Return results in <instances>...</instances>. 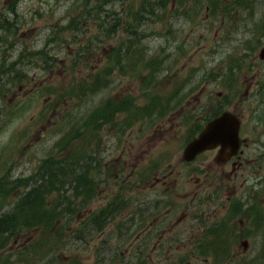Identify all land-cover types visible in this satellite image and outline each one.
I'll return each instance as SVG.
<instances>
[{
	"label": "rangeland",
	"instance_id": "374dc122",
	"mask_svg": "<svg viewBox=\"0 0 264 264\" xmlns=\"http://www.w3.org/2000/svg\"><path fill=\"white\" fill-rule=\"evenodd\" d=\"M7 21L16 24L12 36L2 32ZM263 46L264 0H0V180L18 182L20 193L48 182L52 171L48 174L45 163L54 160L64 167L76 147L64 150L61 136L75 124L84 125L99 109L103 116L113 112L106 122L110 125L97 137L105 145L102 154L91 155L86 147L96 168L89 172L95 195L90 208L75 216L70 229L63 214L51 223L54 233L67 227L65 248L58 252L46 235L42 251L31 256L21 245L28 238L14 241L12 236L0 250V264H139L140 256L145 264H253L245 259L264 252V224L255 227L257 238L246 249L241 243L247 240H240V215L219 235L221 242L202 233L206 225L226 218L227 201L240 196L238 184L228 176L222 180L223 164L215 163L214 153L205 152L184 167L181 163L186 162L187 143L223 111L246 123L247 145L264 133ZM44 60H51V69H45ZM18 72L26 78L35 75V87L26 80L19 91ZM95 75L106 76L108 85L93 91ZM74 91L85 95L77 99ZM151 98L162 113L155 109L150 119L141 120L133 106ZM76 103L81 105L75 108ZM132 117L137 140L129 144L123 138L116 149L113 134L124 130L123 120L131 122ZM90 130L81 140L84 145L94 134ZM262 140L256 155L264 157V136ZM148 166L160 173H151L148 186L140 177V185L129 173ZM170 169L174 173L167 174ZM120 170L129 175L124 186L119 184L124 177L114 176ZM70 171L72 179L57 183L63 175L55 170V190H42L47 219L53 212L49 203L90 194L88 188L76 189L75 168ZM4 190L0 186V194ZM213 192H218L217 200ZM22 197L2 204L0 216L12 212ZM259 200L264 202V195ZM112 204L119 213L97 232L87 214ZM176 205L181 211L192 209L190 215L170 214ZM32 206L20 209V215L39 212L37 202ZM258 209L264 216V205ZM151 214L159 220L156 230L165 231L146 246L143 236L155 225L148 220ZM138 222L142 226L135 231L132 226ZM77 229L85 232L84 241L73 237ZM197 234L194 248L181 247ZM206 243L212 248L204 249ZM114 254L123 259L112 261Z\"/></svg>",
	"mask_w": 264,
	"mask_h": 264
},
{
	"label": "trees",
	"instance_id": "16d2710c",
	"mask_svg": "<svg viewBox=\"0 0 264 264\" xmlns=\"http://www.w3.org/2000/svg\"><path fill=\"white\" fill-rule=\"evenodd\" d=\"M99 43H101V41H99ZM46 64L47 63H45V69L48 68ZM147 67L149 70L151 67V62L148 63ZM15 77L19 78L21 81L24 79V77L21 75V72H18ZM103 77L106 76L95 75L91 77L93 81L92 84L93 88L95 87L93 91L101 90L102 88L108 85V81ZM74 94H75V98L77 99H81L85 95L84 93L78 91H74ZM61 98L64 97L61 96ZM66 100H68V98ZM154 103H156V98H151L148 104L142 106H133V112L135 114H139L141 120L150 119L149 114L151 113V111H154L156 109V111L159 114H161L163 110L160 106L157 107V104ZM79 105L81 104L76 103L75 108H78ZM102 113L103 112H101L99 109V112L96 111L94 115H91L90 118L86 122H84V125L81 126L79 124H75V129L73 128V126H71V129H68V131L61 136L59 142L63 146L64 150L68 149L69 151V147L73 146V144H75L76 147L74 149H70L69 154L66 156V160L68 164H65L64 167H61L60 166L61 164L54 160L52 161L48 160L45 163V167L48 171V174L52 171V175H50V179L48 182L44 181L39 186L31 189L29 188L27 192L20 193L18 190L21 187V185L18 182L10 181V179L7 180V177L2 178L0 180V186H3L5 188L2 194H0V206L4 204L7 200L14 199L16 195L23 194L22 197L23 200H21V204L20 201L18 200L15 206L11 207L13 208L12 212L8 211L1 213L2 215L0 216V235H1L0 250L7 248L9 237L12 236L14 241L15 240L19 241V239L28 238L27 243L23 242L21 245H23L24 247L23 248L24 252L30 254L31 256L33 254L38 255L42 251L44 245L46 244V239L43 240V237H46V235H48L51 238L53 246L56 247L58 252L62 250L63 247L65 248V245L67 244H64V240L67 238V234H66L67 232L65 231L64 228L67 227L62 228L58 233H54L51 230L52 228L51 223L56 218H60V217L64 218L61 215L63 214L65 216V219L68 221L67 225L69 227V225L73 223L75 216L79 215L82 211H84L83 209L84 207L87 206L86 209L90 208L89 205L92 202V200L95 198V195L92 193L90 189V187L91 188L93 187L94 183L93 181L89 180V177H92L91 175H89V172L91 170H95L96 168L93 166L92 162L90 161L93 159L92 156L87 154L88 152L86 147L87 145L90 146L91 155L95 153L101 155L103 152V148L105 145L101 144V142L98 141L99 133L100 130L103 129V127L110 125V123L106 124V122H110L108 120L113 112H111V114L108 113L105 116H103ZM97 114L100 115L96 116ZM211 118L212 117H210L207 120V122ZM113 121L114 120H112L111 122ZM134 121H135L134 117H132L131 122L129 118L123 120L124 125L122 129L124 130L121 129L117 130L120 131V135L118 136V139L123 137L125 133L127 134L132 131V127L135 125L132 126L131 123ZM99 122H103V123L100 124ZM81 127L83 128L82 131H80ZM89 128L91 129L90 131L94 132V134L88 140L85 139L86 141L84 142H86V145H84L81 140L86 136L87 129ZM70 161L72 163H70ZM57 166L59 167L57 169H54ZM73 167L75 168L76 171V181H77L75 186L76 189H80L84 191V188H88L86 189V191H89L90 194L84 195L82 192H79L77 195H75L72 198H68V199L58 198L54 202L49 203L51 206H53L51 208L53 212L50 215V217L47 219L46 218V216H48L47 210H45V205H44L46 199L44 197L45 194L44 192H42V190L45 188H49L51 192L55 190L54 186H52L55 185V183L51 184V179L54 178L53 173L55 172V170H59L60 173L63 175V178L59 177V179L56 180L57 183L59 180L66 181L69 178L72 179L73 173H71L70 170H72ZM38 195H40V197H37ZM77 201L82 202L83 207H81L80 203L76 204ZM36 202L39 204V212H32L31 214L20 215V209L25 210L31 207L32 205H35ZM84 202H86L85 206H84ZM117 211H119V209L116 208L114 204H112V206L105 207L98 214H96L95 212H89L87 215H90L91 217L90 219H91L92 228L93 229L96 228L98 232L103 230L107 223L109 224V220L112 218L113 215L119 213ZM78 224L80 225V222H78ZM132 227L135 228V231H138L141 228L140 222H138L136 225ZM67 229H70V227ZM33 230L40 231L37 232V234L39 235L38 236H36L37 234L34 235ZM31 232H33V238L29 236ZM84 233L85 232H82L80 229H77L74 231L73 237L84 241ZM4 235H6L5 238L3 237ZM204 249H208V248H204ZM123 256L126 255H124L123 253ZM121 258L123 259V257L120 256L119 254H114L112 261H117V259L119 260ZM138 263L145 264V261L141 258V256L138 259ZM124 264H128V263L126 262Z\"/></svg>",
	"mask_w": 264,
	"mask_h": 264
},
{
	"label": "flooded vegetation",
	"instance_id": "af4514ba",
	"mask_svg": "<svg viewBox=\"0 0 264 264\" xmlns=\"http://www.w3.org/2000/svg\"><path fill=\"white\" fill-rule=\"evenodd\" d=\"M13 15L16 16V12L13 13ZM16 23H17V21H16ZM15 25L16 24H13V22H9V21H7L6 23L2 22V24H1L2 32L5 33L6 35H10V36L14 35L16 33V29H17V27ZM50 30L51 29H50V25H49V31ZM29 54L31 55V53H29ZM34 58L32 59V64H34ZM45 63H47V60H45ZM45 63H44V66H45ZM41 65L42 64H40V66ZM46 65L48 66L49 69H51V67H52L51 60ZM46 72H47V70H46ZM50 77H51V74L48 78H50ZM26 80H28L29 83H32L33 87H35V82H34L35 81V75H33L32 77L31 76L27 77V78L24 77V79L21 81L22 86H20L19 91H22L23 87L26 86L25 85ZM239 116H240V113H239ZM213 118H215V117H212L210 120H212ZM119 135H120V133H118V134L114 133L113 134L114 139H115L114 145H115L116 149L118 147H120L119 142H121V140L123 138H126V141L129 144H134L133 142L136 141V137L138 136V132L136 130H133L127 134L125 133V135L123 137L118 139ZM239 136H240V149L238 150V152L236 153L235 156L228 158V160H225L222 162L219 161V153L221 150L220 147H217L213 150H210L209 152L206 151V153H214L213 159H214L216 164L217 163L223 164L224 170L222 171V175H221L222 180L224 179L223 177L228 176L231 178L230 180H232L235 185L238 184V189L240 188L238 196L239 195L240 196L237 197L236 199H233V202L230 200L227 201L228 202V204L226 206V212H227L226 215L227 216L224 220H221V223L219 225H217L215 223L210 224L208 226L206 225V231L202 232V233L213 235L214 237L217 238L218 242H221L222 238L219 237V235L225 231L226 226L228 225V223H230L233 220L234 216L240 215L239 216L240 217V240L241 241L243 239L247 240V241H243L241 243L243 248L246 249L248 247V244L251 246L254 243L255 238H257V235H255V237H254L255 227H258L261 224H264V216L261 213V211L258 209L259 206L264 205V202L259 200V195H264V157H262L261 155H256L257 149L260 147V144L263 141L262 138L264 136V133L262 132L259 135H257L258 140L255 141L253 145H249V144L247 145L246 142H243V140L244 141L248 140V136H247V132H246V123L241 122V120H240ZM145 139H146V137L142 141H144ZM227 152H229V151L227 150L226 153ZM203 154H205V152L200 154L199 156H201ZM198 157H196V159ZM181 164H182V167L188 165L187 162H183V161ZM149 165H150V163H149ZM172 170H174V169H170L167 172V174L174 173ZM152 171H153V169H151V166H148V167H141L139 172L133 170L129 174H131V175L135 174V177L133 179L135 181H137V183H139L140 185H141L140 177L143 178V184L145 186H148L147 182H148L149 178L152 176V174H151V173H153ZM163 172H166V171H163ZM157 173H160V169H159V172L155 171L153 174L157 175ZM198 174H199V176L202 177V171L199 172ZM178 175H179V172H178ZM114 176H116V178H115L116 180L124 177L119 181V184L121 186H124L123 184H124L126 178L129 177V175L125 176V174L122 170H120ZM197 181H198V179H197ZM127 186H128V184H127ZM217 193L218 192L212 193L215 200L218 199ZM244 197H246V198L243 199ZM222 207H225V206H222ZM191 210L192 209H190V210L184 209L181 211L179 206L176 205L175 208H171L170 214L176 216V214L181 213L182 215L189 216ZM148 220L151 221L152 224L155 223V225L152 227V229L148 228V230L145 232V234L143 236V238L146 239V246H149L150 245L149 243L154 242V240H156V239H157V241L159 239H161L162 238L161 235L165 231V230H163V231L156 230L157 229L156 224L159 223V220H158L156 214L149 215ZM141 222L146 223L145 221H143V218L141 219ZM141 222H140V227L142 225ZM205 222H206L205 219H203L199 223L205 224ZM173 226H175V224L171 225V227H173ZM199 236H200V234L194 235V237L191 241H189L187 244H184L181 247L190 246V247L194 248L196 243H197V239ZM141 240H143V239H141ZM154 245L156 247H164V244H159V245L154 244ZM170 247H172V246H170ZM202 247L212 248L209 243L202 245ZM253 247L255 248L256 246H253ZM175 249H177V248H175ZM245 261L253 262V264H260V263L264 262V252L262 254H259V250H258L256 255L246 258Z\"/></svg>",
	"mask_w": 264,
	"mask_h": 264
},
{
	"label": "water",
	"instance_id": "95a60500",
	"mask_svg": "<svg viewBox=\"0 0 264 264\" xmlns=\"http://www.w3.org/2000/svg\"><path fill=\"white\" fill-rule=\"evenodd\" d=\"M259 59L264 61V46L260 50ZM240 122L229 112L208 122L199 135L191 140L184 149L183 160L190 162L198 155L220 147L219 161L235 156L240 146ZM229 151L226 153V151Z\"/></svg>",
	"mask_w": 264,
	"mask_h": 264
}]
</instances>
